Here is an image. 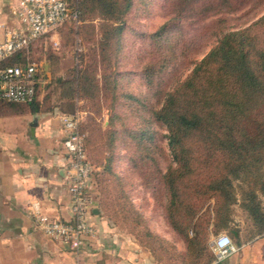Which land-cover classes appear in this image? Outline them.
I'll return each instance as SVG.
<instances>
[{
    "label": "trees",
    "instance_id": "16d2710c",
    "mask_svg": "<svg viewBox=\"0 0 264 264\" xmlns=\"http://www.w3.org/2000/svg\"><path fill=\"white\" fill-rule=\"evenodd\" d=\"M147 1L79 0L82 21L78 26L89 25L93 32L94 26L84 20L87 14L98 16L100 36L92 60L69 82L77 95L86 96L88 91L93 92V86L98 94L100 82L104 88L118 91L117 65L124 28L129 13L141 10ZM199 1L204 12L232 5L231 0H179L178 15L150 33L152 41L171 48V34L180 32L178 16ZM218 20L222 21L211 30L214 42L210 48L193 61L186 76L148 118L166 129L171 160L165 171L159 170L167 194L164 213L185 242V250L176 251V255L186 264H210L214 259L210 238L222 229L230 232L236 244L244 242L242 227L235 220L236 207L250 223L245 240L264 234V12L236 28L224 26L226 17ZM28 57L38 61L31 49H21L4 64L24 63ZM165 65L160 62L153 71H161ZM99 71L101 77L97 76ZM128 135L135 141L134 153H143L138 158L146 164L147 153L151 152L145 131H129ZM155 240L167 245L161 247L174 248L162 238Z\"/></svg>",
    "mask_w": 264,
    "mask_h": 264
},
{
    "label": "rangeland",
    "instance_id": "374dc122",
    "mask_svg": "<svg viewBox=\"0 0 264 264\" xmlns=\"http://www.w3.org/2000/svg\"><path fill=\"white\" fill-rule=\"evenodd\" d=\"M231 1L229 9L204 12L201 1L191 10L184 9L176 20L179 34H171V48L159 47L150 33L169 17L178 15L179 0H148L141 10L131 11L117 65L120 70L118 91L104 88L99 81L98 94L93 86V92L88 91L83 96L79 108L85 112L81 131L85 135L87 155L94 165L91 181L98 191L101 206L122 232L132 234L161 264H186L176 255V251L185 250V242L168 224L164 213L167 194L159 170L165 171L171 160L164 135L166 129L148 118L151 110L158 107L173 86L186 76L193 61L210 48L214 42L211 30L222 21L218 19L226 17L224 26L236 28L249 24L264 12V1ZM84 21L94 26L93 32L86 24L78 26L79 29L67 25L59 30L58 44L42 43L32 51L49 71L50 87L60 83L59 76H73L78 70L82 71L92 60L93 51H98L100 19L87 14ZM93 33L94 38H90ZM97 58L100 62V54ZM160 62L166 65L161 71H153ZM97 76L101 77L100 71ZM129 131H145L146 145H150L151 152L147 153L146 164L138 158L143 153H134L135 141L129 137ZM235 220L242 227L241 239L247 242L245 230L250 223L238 207ZM220 233L230 235L227 229ZM217 235L211 236L210 246ZM158 238L172 245L173 250L161 247L167 245L154 241ZM211 251L214 259L210 264H213L219 260L212 247Z\"/></svg>",
    "mask_w": 264,
    "mask_h": 264
},
{
    "label": "crops",
    "instance_id": "0c3cea01",
    "mask_svg": "<svg viewBox=\"0 0 264 264\" xmlns=\"http://www.w3.org/2000/svg\"><path fill=\"white\" fill-rule=\"evenodd\" d=\"M14 2L0 0L3 18L9 23H17L7 14ZM2 36L0 30V39ZM37 62L41 74L36 98L31 102L0 99V264L75 261L70 245L35 228L32 205L37 202L42 211L61 220L72 217L69 156L63 145L60 115L80 108L84 98L70 87L74 75L59 76L60 83L50 87L49 71ZM94 187L90 177L88 218L97 234L80 249V264H161L132 234L121 231L101 206ZM213 264H264V234L237 245L235 251Z\"/></svg>",
    "mask_w": 264,
    "mask_h": 264
},
{
    "label": "built area",
    "instance_id": "2783aa9c",
    "mask_svg": "<svg viewBox=\"0 0 264 264\" xmlns=\"http://www.w3.org/2000/svg\"><path fill=\"white\" fill-rule=\"evenodd\" d=\"M4 9L0 6V99L11 102H31L39 88L40 68L35 60L24 63L4 64L15 52L30 50L38 44H58L59 30L67 25L78 27L81 23L79 0H15L9 6L8 16L17 21L4 20ZM84 111L77 108L60 115L65 131L63 145L69 156L67 174L68 190L71 195L72 217L61 220L42 211L37 202L32 205V219L35 228L46 235L59 239L74 250V264H80V249L96 237V228L88 218L90 198L87 194L94 165L89 159L85 135L80 129ZM225 237L229 243L222 245ZM237 248L227 233L218 234L212 243L216 258L222 260Z\"/></svg>",
    "mask_w": 264,
    "mask_h": 264
},
{
    "label": "clouds",
    "instance_id": "9594fccd",
    "mask_svg": "<svg viewBox=\"0 0 264 264\" xmlns=\"http://www.w3.org/2000/svg\"><path fill=\"white\" fill-rule=\"evenodd\" d=\"M228 243H229V240H228L227 237H225V238L222 239V241H221V244H222V245H226V244H228Z\"/></svg>",
    "mask_w": 264,
    "mask_h": 264
},
{
    "label": "water",
    "instance_id": "95a60500",
    "mask_svg": "<svg viewBox=\"0 0 264 264\" xmlns=\"http://www.w3.org/2000/svg\"><path fill=\"white\" fill-rule=\"evenodd\" d=\"M93 210H94L95 212H97V211H98V209H96V208H94Z\"/></svg>",
    "mask_w": 264,
    "mask_h": 264
}]
</instances>
